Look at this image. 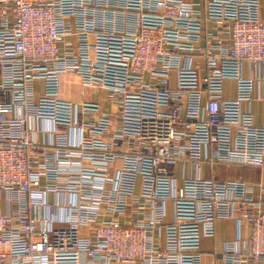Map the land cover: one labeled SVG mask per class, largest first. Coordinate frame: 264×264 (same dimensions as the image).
I'll return each mask as SVG.
<instances>
[{
    "label": "built area",
    "instance_id": "1",
    "mask_svg": "<svg viewBox=\"0 0 264 264\" xmlns=\"http://www.w3.org/2000/svg\"><path fill=\"white\" fill-rule=\"evenodd\" d=\"M260 70L264 0H0V264H204L218 219L210 264H264V182L200 175L264 173Z\"/></svg>",
    "mask_w": 264,
    "mask_h": 264
},
{
    "label": "crops",
    "instance_id": "2",
    "mask_svg": "<svg viewBox=\"0 0 264 264\" xmlns=\"http://www.w3.org/2000/svg\"><path fill=\"white\" fill-rule=\"evenodd\" d=\"M190 1V0H188ZM244 74H249L248 67H244ZM261 70L254 74V87L251 94V100L249 103V109L252 114V120L254 125H261L264 119V77H261ZM66 96L73 98L74 100L81 99L85 97L87 99H94L99 101L102 110L111 114L112 116L117 110V105L115 102H111L106 98V92L103 89L97 88H81L77 82L76 78L72 79V85L67 84V77L64 78ZM232 81L226 79L224 81L223 95L229 98L233 94ZM248 106V105H247ZM120 161L117 162V165ZM187 166L177 162L173 167V175L178 184L182 182V173L186 171ZM200 175L202 177H216L224 179H235L240 178L247 183H254L258 181L264 182V173H261L257 168L240 166L237 164H221L216 163L209 165L208 163H202L200 167ZM168 219L170 217V203H166ZM244 234H248V228H243ZM236 234V226L233 219H218L214 223L213 234L208 237H204L201 240V250L204 252L203 259L204 264H210L213 259L210 257V252H219L222 248V243L225 240H230L234 238Z\"/></svg>",
    "mask_w": 264,
    "mask_h": 264
}]
</instances>
